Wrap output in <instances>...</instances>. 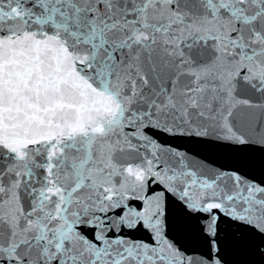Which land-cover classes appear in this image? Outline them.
Here are the masks:
<instances>
[{"label":"snow or ice","instance_id":"6c2138e0","mask_svg":"<svg viewBox=\"0 0 264 264\" xmlns=\"http://www.w3.org/2000/svg\"><path fill=\"white\" fill-rule=\"evenodd\" d=\"M0 264H264V0H0Z\"/></svg>","mask_w":264,"mask_h":264}]
</instances>
